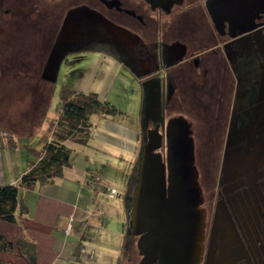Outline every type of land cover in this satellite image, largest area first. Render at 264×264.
Wrapping results in <instances>:
<instances>
[{
	"label": "flooded vegetation",
	"instance_id": "af4514ba",
	"mask_svg": "<svg viewBox=\"0 0 264 264\" xmlns=\"http://www.w3.org/2000/svg\"><path fill=\"white\" fill-rule=\"evenodd\" d=\"M29 50L39 53L43 80L73 61L66 52H89L150 83L141 142L169 116L188 121L203 211L200 264H264V120L255 132L261 158L246 141L264 99V0H0V70L17 68L10 54ZM240 142L253 150L237 172L226 160ZM219 227L234 237L220 242ZM126 252L123 264H136L139 254Z\"/></svg>",
	"mask_w": 264,
	"mask_h": 264
},
{
	"label": "rangeland",
	"instance_id": "374dc122",
	"mask_svg": "<svg viewBox=\"0 0 264 264\" xmlns=\"http://www.w3.org/2000/svg\"><path fill=\"white\" fill-rule=\"evenodd\" d=\"M65 54L73 61L69 64L64 62L57 64L56 68L52 70V81L39 77L40 70L35 66L36 57H39L36 50L35 52L29 50L28 52L10 54L15 55L21 64L17 68L0 70V131L3 128L13 129L9 133L1 132L0 134V141L5 143L2 149L5 148V152L9 154V157L4 154L5 164L6 159L9 158L10 163L17 167L18 164H23L25 158L33 156V149L39 147L42 135H47L49 132L47 129L49 119L56 116V110L61 104V91L72 98L77 95L76 91H95L99 98L107 99L120 109V112L107 114V116L112 117L114 121L124 123L136 132L138 131L142 139L143 124L145 123L144 109L147 104L150 83L141 84L130 70L117 65L107 57L89 52L80 54L66 52ZM30 59H33L34 65L31 67L30 63L29 67H26L28 62H32ZM261 101L259 102L261 109L257 108L256 111L254 108L255 115L258 114L252 128L251 125L246 128L248 129L246 141L249 144L253 143L254 146L256 144L258 149L256 148L255 155H258V159L261 158L259 155L261 143L256 142L258 137L255 132L261 121L264 120V99L262 98ZM32 102L35 105L32 104V107L27 109ZM29 112L31 116L26 118L25 116ZM103 115L98 112L89 114V135L86 143H78L69 138L65 140V143L70 148L69 159L74 170L86 168L87 171L96 172L97 181L94 189L98 192V196L95 201H91L90 208H88L90 218L95 224V232L98 235L96 238L92 237L95 240V244H92L94 257L99 261L106 262L109 261L112 253H118L120 256L118 264H123L125 246L131 245L135 240L134 234L129 232L127 220L123 224L107 212L94 213L93 210L99 204L103 205L104 210L110 207L100 199L114 203L120 199L121 193L127 195L125 187L131 184L130 180L133 179L137 158L128 155L129 151L124 146L121 145V147L115 141L100 137L101 130L105 131L104 126L108 127L105 125ZM241 143L240 145L236 143L234 148L229 150L230 153L226 160L227 164L229 160L238 158L235 166L233 165L237 172L246 167L243 160L248 147L241 148ZM194 152L195 156H197L196 152L201 154V150H196V148H194ZM209 153L211 151L202 150V158L206 159V155ZM211 155L214 156L212 173L217 157L214 152ZM128 170L130 171L128 172ZM202 174L199 176L200 180H204ZM111 213L113 214V212ZM217 231L220 242L233 236L228 229L223 227H219ZM126 239L131 240L126 242ZM130 248L132 253H137L134 243Z\"/></svg>",
	"mask_w": 264,
	"mask_h": 264
},
{
	"label": "water",
	"instance_id": "95a60500",
	"mask_svg": "<svg viewBox=\"0 0 264 264\" xmlns=\"http://www.w3.org/2000/svg\"><path fill=\"white\" fill-rule=\"evenodd\" d=\"M126 199L127 225L139 254L136 264H200L201 191L188 121L181 114L167 117L162 132L156 125L147 129Z\"/></svg>",
	"mask_w": 264,
	"mask_h": 264
},
{
	"label": "crops",
	"instance_id": "0c3cea01",
	"mask_svg": "<svg viewBox=\"0 0 264 264\" xmlns=\"http://www.w3.org/2000/svg\"><path fill=\"white\" fill-rule=\"evenodd\" d=\"M103 117L105 125L110 128L104 126L106 132L101 130L100 137L124 146L129 151L128 155L137 158L141 141L138 131L114 121L106 114ZM3 146L4 141H0V183L14 181L25 168L28 159L25 158L23 164H18L17 167L10 163L9 158L5 164L4 154L7 157L9 154L5 152V148L2 149ZM92 175L96 176V172L87 171L86 168L76 171L69 164L62 167L61 174L54 176L51 181L36 183L30 187L18 186L17 195L19 201L26 206L25 211L15 221L0 220V232L13 241L19 237L31 240L37 264H118V253H112L106 262L94 257L92 244H95V240L92 237L96 238L98 235L88 208L96 200L98 192L93 187ZM122 195L123 193L114 203L100 199L110 207L104 210L103 205L99 204L93 212H107L124 224L127 215L123 209ZM126 196L124 195V200ZM131 245L125 246L127 251L131 249ZM0 259L17 262L26 260L16 247L0 250Z\"/></svg>",
	"mask_w": 264,
	"mask_h": 264
},
{
	"label": "trees",
	"instance_id": "16d2710c",
	"mask_svg": "<svg viewBox=\"0 0 264 264\" xmlns=\"http://www.w3.org/2000/svg\"><path fill=\"white\" fill-rule=\"evenodd\" d=\"M76 92L77 95L73 98L60 92L61 104L56 110V116L49 119L48 134L42 135L40 146L33 149V156L26 159L25 168L19 172L16 179L12 182L0 183V220L15 221L24 213L26 206L19 201L18 186L30 187L36 183L51 181L54 176L61 174L62 167L70 164V148L64 140L69 138L78 143L86 142L89 135L90 113L98 112L107 115L120 112V109L107 99L99 98L95 91ZM32 104L35 105L33 102L30 103L27 109H30ZM30 116L29 112L25 117ZM11 130L13 129L3 128L1 132L9 133ZM91 180L94 187L97 181L96 176L92 175ZM129 191L130 186H126L125 193L129 194ZM125 201L122 195L123 209L127 211ZM13 247L24 255L25 262L0 259V264H37L31 240L19 237L13 241L0 232V250H11Z\"/></svg>",
	"mask_w": 264,
	"mask_h": 264
},
{
	"label": "bare ground",
	"instance_id": "6f19581e",
	"mask_svg": "<svg viewBox=\"0 0 264 264\" xmlns=\"http://www.w3.org/2000/svg\"><path fill=\"white\" fill-rule=\"evenodd\" d=\"M254 158V156H250L248 159V162H251V160ZM247 165V164H246ZM230 169V168H229ZM226 220V219H225ZM228 221V220H227ZM234 237V236H233ZM234 239V238H233Z\"/></svg>",
	"mask_w": 264,
	"mask_h": 264
}]
</instances>
